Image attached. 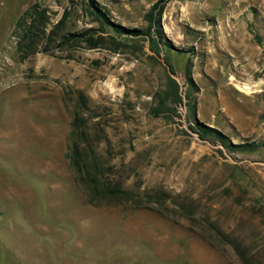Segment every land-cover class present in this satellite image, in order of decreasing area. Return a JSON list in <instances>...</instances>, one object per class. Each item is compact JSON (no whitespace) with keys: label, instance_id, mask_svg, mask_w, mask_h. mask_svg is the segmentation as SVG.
<instances>
[{"label":"rangeland","instance_id":"374dc122","mask_svg":"<svg viewBox=\"0 0 264 264\" xmlns=\"http://www.w3.org/2000/svg\"><path fill=\"white\" fill-rule=\"evenodd\" d=\"M95 1L138 35L101 30L87 0H0V264H242L214 225L264 264V0H160L159 53L145 18L159 0ZM31 6L47 29L66 17L26 55L13 31ZM87 29L98 47L63 38ZM168 75L181 102L161 105ZM75 110L105 132L90 139L105 176L164 191L170 215L86 201L66 157ZM195 122L260 146L235 151Z\"/></svg>","mask_w":264,"mask_h":264},{"label":"trees","instance_id":"16d2710c","mask_svg":"<svg viewBox=\"0 0 264 264\" xmlns=\"http://www.w3.org/2000/svg\"><path fill=\"white\" fill-rule=\"evenodd\" d=\"M89 11L95 21L99 23V28L101 30H111L117 34H122L124 32L131 33L133 35H138V29H124L119 24L114 23L109 20L107 12L103 11V8L98 5L95 0H87ZM163 12L162 1H156L150 9L146 12L145 18L148 20L147 35L151 40L150 49L155 53L160 52L157 43H161V49L165 46L171 48L166 42L162 41L163 32L160 27V19ZM66 17V13L62 18L55 24L47 29V16L44 10H39L37 6H31L26 9L20 17L15 22L14 31H19L17 40V50L24 54H32L37 51L38 40L44 36L51 37L57 31ZM152 30V31H151ZM92 30L87 29L78 34L72 33L63 35L66 40L75 39L76 36L83 37L84 41L87 42L89 48H95L99 45V40L102 39L101 35L94 38L91 34ZM155 36V37H153ZM157 39V40H155ZM165 62L170 66V71L172 73L173 69L165 57ZM185 74L188 82L192 84V79L190 77V72L188 65L185 69ZM167 88L165 96L161 97V105H166L165 102L172 101L175 103L181 102V96L179 95V88L177 82L170 75L167 76ZM79 102L84 103L85 97L80 94ZM86 107V106H85ZM194 106H190V113L194 112ZM197 132L202 137H209L214 140L219 141L222 145L231 146L235 151L239 152H252L255 151L260 144L254 141L242 143V144H231L227 142V137L220 132L218 129L205 126L195 122ZM92 128L87 124L86 118L83 117L80 111L75 110L70 123V131L68 135L67 153L66 157L68 159L69 168L72 172L73 179L76 185L81 188L85 195V199L88 203L92 205H119L127 204L129 209H147L153 210L163 215H170L168 212L164 211L162 208L168 199L167 194L164 191L154 190L157 194L153 198L147 191H135L131 189L123 188L120 184L114 183L105 176V171L108 169L107 166L100 161L98 152L91 145L90 139H95L101 141L105 138V132L98 134L95 132V137L91 134ZM216 236L219 237V243H228L235 250L239 259L246 264L245 252L242 247L237 242L236 239L230 238L219 226H213ZM200 235L211 245L219 246L221 244L214 243L210 238H208L202 232Z\"/></svg>","mask_w":264,"mask_h":264},{"label":"bare ground","instance_id":"6f19581e","mask_svg":"<svg viewBox=\"0 0 264 264\" xmlns=\"http://www.w3.org/2000/svg\"><path fill=\"white\" fill-rule=\"evenodd\" d=\"M244 85H245V84H244ZM248 88H249V87H248ZM248 88H247V86H242V90H244V91L249 90Z\"/></svg>","mask_w":264,"mask_h":264}]
</instances>
